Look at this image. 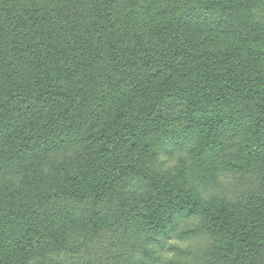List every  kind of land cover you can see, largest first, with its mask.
<instances>
[{
    "label": "trees",
    "instance_id": "obj_1",
    "mask_svg": "<svg viewBox=\"0 0 264 264\" xmlns=\"http://www.w3.org/2000/svg\"><path fill=\"white\" fill-rule=\"evenodd\" d=\"M86 1L90 25L51 40L41 50L47 63L26 66L0 96V144L14 160L38 154L43 131L52 139L58 123L72 146L53 176L25 166L21 186L12 182L24 194L0 210V264H158L170 252L264 264V221L255 216L264 185L248 157L264 144V0L198 4L247 30L215 63L192 37L114 17L119 0ZM24 115L35 139L18 152L22 142L12 148L5 133ZM9 157L6 171L17 167ZM126 191L145 194L142 218L109 220Z\"/></svg>",
    "mask_w": 264,
    "mask_h": 264
},
{
    "label": "rangeland",
    "instance_id": "obj_2",
    "mask_svg": "<svg viewBox=\"0 0 264 264\" xmlns=\"http://www.w3.org/2000/svg\"><path fill=\"white\" fill-rule=\"evenodd\" d=\"M204 1L206 0H119L113 5L112 13L119 20L136 24L147 33L192 37L201 45V50L216 55L212 61L215 63L221 58H228L232 49L239 43L242 44L243 38L248 34L246 28L230 13L211 10L198 12L195 8ZM91 3L86 0H0V96L10 86V81L15 75L27 71L26 66L37 65L39 62L47 63L41 50L51 40L90 25ZM94 48L93 44L87 45L80 56L91 54ZM23 67H25L23 71H18ZM177 107L174 105L169 111L174 113ZM28 120L30 118L27 115L16 118L11 126L13 133L7 130L5 133L7 138L16 141L12 144V148H16L22 142L18 152H23L24 147L35 139V137L29 138L26 126ZM67 129L69 128L60 123L56 124L50 133L52 139L47 137L48 132L43 131L44 139L37 149L38 154L27 156L26 160L20 163L10 156L9 148L6 149L4 144H0V164L3 162L2 159L5 160L9 156L10 164H17L12 171H6V168L0 165V210L18 205L17 202L24 194V189L15 190L16 186H21V180L25 177V166L36 167L39 178L46 180L60 171L61 160L67 163L66 159L70 156L72 146H64L63 144L67 142L61 140L66 135ZM229 140L233 142L234 138L229 137ZM228 152L225 154L229 156ZM35 156L39 157L36 162H34ZM248 157L254 170L257 171L258 179L264 185V144L257 153L251 151ZM30 174L32 176V171ZM11 185L14 189H10ZM124 195L126 201H123V198L117 200L109 207L106 216L111 221L121 220L122 217L140 220L141 214L146 209L145 194L126 191ZM257 204H261V201L255 198L253 205ZM255 216L264 221L263 204L257 209ZM61 222L62 220H57L51 224V228L58 230ZM203 243L206 241L202 240L200 245ZM211 244L212 239L207 238V246L216 247L214 243ZM186 245L187 243L181 244L182 247ZM197 254L179 257L170 252L160 263L171 264L167 259H174L179 260L178 264H209L210 262L223 264L220 259L215 260L217 252L207 253L201 257H197Z\"/></svg>",
    "mask_w": 264,
    "mask_h": 264
}]
</instances>
